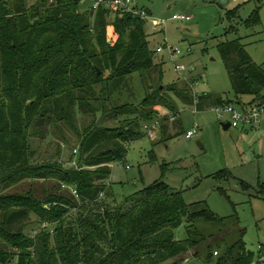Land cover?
I'll list each match as a JSON object with an SVG mask.
<instances>
[{"label":"trees","instance_id":"obj_1","mask_svg":"<svg viewBox=\"0 0 264 264\" xmlns=\"http://www.w3.org/2000/svg\"><path fill=\"white\" fill-rule=\"evenodd\" d=\"M82 3L0 0V192L29 179L53 178L70 188V195L45 199L0 193V264L14 258L17 264H181L189 255L210 264H250L255 254L244 231L231 240L237 223L218 217L206 203H187L164 176L118 203L108 184L109 165L126 160L129 145L146 135L147 122L160 121L161 141L182 133L171 132V117L159 118L161 109L171 116L179 112L171 91L196 110L233 102L207 93L199 97L187 82L166 86L147 20L131 12L82 10ZM260 23L259 7L246 25ZM218 48L235 93L253 97L241 106L263 103L264 69L241 39ZM135 74L145 90L141 100ZM76 108L95 116L83 129L76 124ZM106 118L117 119V125L99 123ZM64 122L80 136L78 161L71 159L68 167L32 165V137L44 136L51 124L61 130ZM163 169L165 175L170 164ZM28 216L43 228L27 234ZM182 225L187 237L177 239Z\"/></svg>","mask_w":264,"mask_h":264},{"label":"rangeland","instance_id":"obj_2","mask_svg":"<svg viewBox=\"0 0 264 264\" xmlns=\"http://www.w3.org/2000/svg\"><path fill=\"white\" fill-rule=\"evenodd\" d=\"M35 1L28 0L29 4ZM134 4L166 22L162 27H155L148 20L145 26L150 47L155 50L163 48L157 53L158 60L164 62L163 84L168 86L177 82L182 86L187 82L193 85L199 97L205 93L219 96L238 107L253 100L251 95L235 93L218 45L241 39L254 62L264 69V0H135ZM80 7L82 10L91 9L92 0H83ZM259 7L261 23L247 26L246 20ZM235 9H238L236 15L230 16ZM175 14L191 18L175 19ZM174 50L178 52L173 54ZM179 65H184L185 69L177 71ZM154 77V83H159L158 75ZM133 80L137 99L141 100L145 90L140 75L135 74ZM170 94L179 108L175 118L168 120L170 130L172 133L181 130L182 133L161 141L160 127L156 128L154 136L143 127L146 135L129 145L126 160L109 165L113 168L110 183H113L118 203L164 176L172 187L183 191L187 203H206L218 217L236 222V226L229 229L233 235L231 240H236L241 230L244 231L242 236L247 247L255 254V262L258 261L260 245L264 246V125L257 129H225L223 124L229 122V116L220 119L213 111L216 105L196 110L197 105H186L173 91ZM168 113V110L161 109L160 120L171 117ZM94 118L79 108L75 112L79 129ZM117 123L113 118L100 121L108 127ZM147 123L153 124L152 121ZM196 124L199 125L198 132L188 138L186 133ZM60 128L51 124L45 129L44 136L32 137L35 151L32 165L58 162L68 167L71 159L78 161L79 134L65 122ZM41 129L42 126L37 127L36 131ZM167 163L171 169L164 175L163 168ZM69 189L53 178L29 179L7 184L0 193L45 199L55 193L70 195ZM24 224L27 225V234L43 228L37 225L33 216H28ZM175 235L177 239H185V226L178 227ZM14 259L8 264H17ZM184 264L210 263L189 255Z\"/></svg>","mask_w":264,"mask_h":264},{"label":"built area","instance_id":"obj_3","mask_svg":"<svg viewBox=\"0 0 264 264\" xmlns=\"http://www.w3.org/2000/svg\"><path fill=\"white\" fill-rule=\"evenodd\" d=\"M135 0H92V9L98 10L100 8L108 9L111 13L117 12H131L137 16L142 17L145 20H149L153 26L162 27L165 25V21L161 19L154 18L147 11L141 9L134 4ZM238 1V0H235ZM175 19H190L189 15H174ZM158 52H162L163 48L158 47ZM178 51H173L175 54ZM185 69L184 65L176 66L177 71H182ZM213 111L218 115L220 119H223L226 116H229V122L231 123V127L240 128V127H256L259 126L264 117V102L263 103H254L246 106H236L233 103L226 105H217L213 106ZM175 116L172 115L171 119H174ZM160 127V121H156L155 124H146L144 126L145 130L150 133V136H154L156 134V128ZM199 130V125H195L192 130H189L186 133L188 138L193 137ZM129 168V165L127 166ZM110 184V180L108 181ZM77 193V191H74ZM104 192L101 193L103 195ZM260 257L259 260L255 262V259L250 264H261L264 262V246L260 245ZM217 254V252H216ZM184 264V263H181Z\"/></svg>","mask_w":264,"mask_h":264},{"label":"crops","instance_id":"obj_4","mask_svg":"<svg viewBox=\"0 0 264 264\" xmlns=\"http://www.w3.org/2000/svg\"><path fill=\"white\" fill-rule=\"evenodd\" d=\"M228 123V122H227ZM262 125H264V117H263V119H262V122H261V124L259 125V126H256V127H244L245 129H257V128H259V127H261ZM223 126H224V124H223ZM229 129V128H228Z\"/></svg>","mask_w":264,"mask_h":264},{"label":"water","instance_id":"obj_5","mask_svg":"<svg viewBox=\"0 0 264 264\" xmlns=\"http://www.w3.org/2000/svg\"><path fill=\"white\" fill-rule=\"evenodd\" d=\"M100 121H101V119L99 120V123H100ZM224 127H225V129L230 128V127H231V123H230V122L225 123V124H224Z\"/></svg>","mask_w":264,"mask_h":264}]
</instances>
